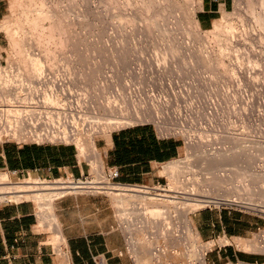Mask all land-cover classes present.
Here are the masks:
<instances>
[{
    "label": "rangeland",
    "instance_id": "1",
    "mask_svg": "<svg viewBox=\"0 0 264 264\" xmlns=\"http://www.w3.org/2000/svg\"><path fill=\"white\" fill-rule=\"evenodd\" d=\"M20 1L21 2L23 1V3L20 2L21 5L20 4L17 5L18 8L14 7L15 9H12L14 10L12 14L11 8L9 9L10 0H5L6 11H5V16L3 17L4 20L2 19L3 20L2 25L4 24L6 27V23H8L10 24L9 25L10 29L14 26L13 25L14 23H15V26L18 27L19 25L20 27L22 20H23L22 25H24L23 26L24 29L25 27L28 28L27 26H29V28L25 30H31V31H25L21 27L20 30L23 29V32L22 30L21 32L19 30V32L15 34L16 38L22 37L24 39H21V40L27 42V40H25V37L26 39H30V40L33 37H38L39 36L38 33H40L39 30L42 31V29L44 28L42 26L43 25L45 26L50 23L56 24L55 28L58 29V33L60 34L57 33L56 31L57 29H54L56 35L54 34L55 36L54 40H53L54 36L52 37L53 41L52 40L47 41L48 43L46 41L43 42V39L45 40V38L42 36L43 37L42 39V37L39 36L40 39L39 37L35 38V40L37 39L36 41L33 38L34 40L33 43H32L33 40L31 41L28 40L29 43L27 42L28 45L31 43V46H32L31 50L33 49L34 52L35 51L39 52V50L42 48L40 50V53L42 52L41 53L42 54L41 55V68L43 71L42 73L43 75L48 74L47 77L45 75L46 79H52V81L47 83L46 86L39 88L40 84H37L35 82V81L39 82V79H35V77H32L33 74L31 76L30 74L31 72L29 69L30 65L25 64L23 61L21 62V60L18 59L20 55L19 56L17 55L18 58L14 56L13 53H16V52H13V51H16V50H14L11 47L12 44H11V41L9 42L10 40L9 35L7 36V33H6L7 31L5 32V29L1 28L2 20L0 21V39H1L0 41V64L3 67V70L0 73V87L4 89V90L2 89L3 91L2 93H0V121L3 124V128L9 127V124L10 126L11 125L13 126L15 124V122L19 119V117H21L24 113V110H22L23 106H28V107H24L26 109L33 108L34 106H36L37 108H41V109L45 107L48 108L49 107L48 105L45 106L48 100L44 99L45 95L43 96L44 94L43 91L47 92V90L51 88L50 90H52L53 93L55 94L56 91H54L55 87L53 86V80L54 79L58 80L57 78L68 79L69 80L68 89L73 94H76L77 97L84 100L83 106L88 112H90L89 115H91L90 118H93L92 121L100 123V125H102L105 129L104 131L103 130L101 131L99 129L100 131H95L91 133L90 131H86L79 135V138L83 139L82 140L83 142L86 140V143L84 142L85 150L83 152L81 151L82 153L79 151V148L76 142L74 140H73L74 142L71 141L75 144L77 148L78 159L80 161L88 162L91 166L90 168L91 172L98 173V174L103 172V166H101L102 162L100 163L101 165L100 164L97 165L98 168L97 170H95L96 165L94 162V159H95L94 156L99 153V150L96 148V142L98 138L109 137V133L112 130L118 129V128H121L127 125H132L136 123H149L151 125H154L156 129L158 128V130L162 132L163 134H167V135L175 134V137H179L182 141V146L180 147L179 154L173 159L160 163L156 167L157 174H158L156 179H158V181L155 180L154 182H151L150 184H148L149 186L167 187L168 183H170L169 180H171L169 176L170 173H175L180 183H186V185H189V186L194 185L195 188L196 186L199 187L200 185V187L203 190H205V192H208L210 195L221 196V194H223L224 196H228V195L242 196V197L251 196L250 198L253 197L252 198L253 200L255 199L259 200V197L257 196V194L254 195L251 192L255 190V187H257L256 189H258L259 188L258 185H261L264 182V179H263L264 176H261L263 178H259L260 177L259 176L256 181L254 177L252 178L248 174L241 175L239 171L235 169L236 167H240V166L242 167L243 161L245 164V159L249 161L247 159L248 156H244V153L237 150L234 153L239 152L235 155L237 156L236 158L239 157V160L242 159L240 162L237 161L238 159H236L235 161L234 160L235 156H234L233 160L231 161L229 160L231 163L226 164L228 161H224L226 162L225 163L226 165L223 164V166L221 165L220 168L216 170L206 169V164L204 162L198 161V154L201 151V149H199L198 147H195V148L192 147L193 148L192 149L191 146L188 145L189 143L187 140L188 138L186 137L187 135L184 132V130H183L184 133L182 132L183 133L182 134L181 132H175L173 128H170L172 126L173 127L177 126V124L182 125L183 123L184 126L182 125L183 126L182 128L186 127L187 132L193 131V134L195 133L196 135L198 134L197 132L199 131V128L205 124L206 120H209V117H212L213 118V120L211 118L212 126L211 124L210 126L209 125L208 126L210 128L212 127L211 131L214 133L210 131L209 127L206 128L208 131H210V134L212 133L211 135L209 134V137H208V134L206 133H209V132H207V130L204 131L206 133H205V138H204L205 145L203 146V150L205 149L210 150V149H213V147H217V146H219L220 148H223V147L229 148V146L231 147L234 144H238V143L237 142L234 143L231 137H229L228 135L229 132L225 131L224 126L226 122L225 124H223L224 123L223 120L226 121L227 119L225 120V118H228L231 115V113L235 110H238V109L239 111L246 110L245 106H247L248 102L250 101L247 107H250L251 104L252 105L255 104V105L254 106L251 105L250 107L251 109L247 108V112L253 109L254 113H253V110L250 111V113L252 112L255 118L254 117L250 118L251 114L249 113H248V116L246 114L245 118L246 117L249 118V119L248 118L246 119L247 124L249 125L252 121L251 126L249 125L248 127L253 128L257 124L258 127L260 126L262 128L261 131L264 133L263 131L264 130V125H263L264 119L263 117H261V115H258L259 113L261 114V112L264 111V73H263L264 67L262 66L261 69H263L262 70L263 72L260 73L261 70L257 69L256 66H250L251 73L249 72V74L253 75L252 77L250 76L251 79L247 78L249 77L247 75H246L247 77L246 76L242 77L243 79L244 78L248 79V80L246 79V82L244 85H246L245 86L246 91L249 89V91H247L249 94L246 92V95L250 96V97L248 96L249 99L246 98L244 101H242L243 103L241 102V104L238 103L239 101H237L236 99H233L232 96L229 94V92H227L226 90L227 89L229 90L232 87L231 79H234L233 78L234 75L231 73H234L235 76L238 75V72H235L237 70V67L233 66L234 71L230 72L231 64L228 58H223L222 62L220 63L214 57L208 58V57H205L201 53L195 54L196 52H194L187 46V41L189 43L191 42L194 44L201 43V41L203 42V39H205L204 37H207L206 35L204 36V34L208 33L206 32V30L200 29L194 19V8H195L196 0H144V1H147L148 7H146L147 4L143 6L141 0L139 2L138 0H136L137 2L135 3H133L134 1L132 0V3H133L132 6L133 7L135 6L134 8L132 7L134 10L131 8L130 9L127 8L128 11L126 10L125 6L124 8L123 6H120V4H122L120 2L121 0H45V2L44 0L43 1L42 0L41 1L39 0H20ZM29 2L31 4L32 3L39 4L43 2L42 4L45 6V7L43 6L45 9L53 8V10H55L57 7L56 9L57 12L58 10L61 11L62 8L64 7L63 8L64 11L62 10L61 12H58L57 13L58 15L53 18L54 20L56 18L58 19V20L57 19L55 20L56 22L55 21L53 22L52 18L51 19L46 18L47 20L46 21L44 20L45 23L40 22L39 24H41V26L38 24L40 28L39 27L36 28L34 26L37 29V31H39L37 32L36 30H34L35 28L32 26V24L31 26L28 25L30 21L28 23H25L26 20L31 19L30 18L31 15L33 16L35 7L39 6L35 4L36 6H34L33 10H31L32 6ZM53 2L56 3V7ZM136 3L137 4L139 3L141 6L135 5ZM26 5H29L28 6L29 8L31 6L30 8L31 11H29ZM19 6H22V7H19ZM23 6L25 10L23 9ZM58 6L62 7V8L59 7L61 10L58 8ZM26 8L28 11L26 10ZM123 9L127 12L123 11ZM246 9H247L246 0H235L234 9L231 12L223 16L225 18L226 23L239 24L240 23L239 19H241V17L248 18L249 13L247 12ZM23 11L25 12L27 11V12L25 13ZM63 12L64 14L69 13V16H67L68 14H65L66 15L65 16ZM27 13L30 15V17L27 15ZM24 14L27 15L29 18L24 20L25 18L23 17ZM13 15L14 17L12 18ZM16 16L20 20L19 24H18V20L16 19L17 18ZM62 17H64V19L66 20H64ZM10 18L11 20H8ZM60 18L63 20L59 21ZM12 20H14V23L11 24ZM66 21L68 22V25ZM59 28H61V30ZM63 29L65 32L63 31ZM43 30H48V29H43ZM263 30L264 29L260 30L261 31L260 34H262L261 35L262 39L260 41H255L254 43V45L261 51H264V33H263L264 31ZM25 32L27 36L26 35L22 36L25 34ZM18 33L19 35H17ZM208 34L207 35L209 38L212 37L210 33ZM177 36H179V38ZM58 38L63 40V44L61 43L60 45ZM37 41L38 42L41 41L40 44L42 46ZM35 42L38 43L39 45L38 44L34 45ZM44 43L45 44L47 43L48 46L45 45ZM43 45L46 46L44 47L47 50L45 48L43 49ZM38 46L40 48L39 50H38ZM47 47L50 50H48ZM43 51L44 52L49 51L51 52V54L47 52L44 53ZM18 61H20L22 64L19 63ZM232 65H235V64L232 63ZM25 67L27 68V70H25L26 69ZM255 71L257 72L259 71L258 74H256L257 72L255 73ZM27 73L32 78L28 76ZM34 79L35 81H33ZM249 79L251 81H253L252 79H254V81L251 82ZM30 81L31 83L29 84ZM251 84L253 86H251ZM255 85H258L257 86L258 89L255 88ZM223 88L224 89L227 88V89L224 90ZM41 89H43V91ZM255 89L258 90V93ZM250 90L251 91L253 90L252 91L253 93L250 92ZM254 90L256 91L255 93L257 95H255ZM250 93L254 95L251 96ZM57 94H59L58 98L60 95H62L60 91ZM40 95H41V98L39 97ZM38 97L41 99V100L39 99L40 102L37 100ZM209 98L217 103L215 110L213 109L211 111V113L213 112V114H210V116H208L209 114L206 113V110L204 109L205 106H203L205 102L210 101V100H207ZM52 99L53 97H51L49 101H51ZM53 100L51 101L52 103H53ZM246 100H249V101L247 102ZM251 101L252 102L254 101V102L251 103ZM31 102H35V103H31ZM43 102L45 103L44 105H43ZM55 102L58 103L57 101ZM202 102H203V105H202ZM52 103H49V104L53 105ZM153 103L156 104L157 107H155L156 105H154ZM141 104L143 106H141ZM239 104L241 105L240 107H239ZM9 105H14V106H9ZM18 105H21V106H18ZM152 106L155 109V111L153 112H156V114H158L160 118L159 120L157 119V117L151 115V113H153L152 111H150L151 109H153ZM233 106H235L236 108ZM138 107L140 108L142 107L143 109L142 108L138 109ZM230 107L231 108L233 107L234 109L232 108L231 110ZM228 109H230L232 112L230 113V110ZM257 110H258V113L256 112ZM108 111L112 113L109 112L110 114L109 115ZM149 111H150V114L148 113ZM118 112L119 113L121 112L120 115L123 114V116L125 115V117H128V116L134 117V115L135 116L138 115L139 117L138 119L130 118L128 122H123L122 124L118 126H115L114 124L111 125V123L109 122L113 120V117L114 118H117L118 116L120 117ZM136 112L137 114H134ZM227 113L230 115H228ZM139 114L140 115L142 114V115L140 116ZM224 114H227L228 116L227 115L223 116ZM256 116L257 117L260 116L261 118L258 117V120H257ZM153 117H155L156 119ZM178 118H180V120H178ZM158 121H161V122L159 123ZM172 121L173 122L176 121L177 123L174 124ZM172 123L173 125H171ZM216 124L217 126H213ZM106 125L107 126L110 125V127L108 126L110 130L107 131L108 127ZM166 125L169 126V128ZM219 125L220 127H218ZM213 127H218L219 130H216V129L214 130ZM236 127L238 129V125ZM220 129L223 131H221ZM253 129H255V127ZM253 129H251V132ZM215 131H218L216 132V135H215ZM88 133H90L91 137L89 136ZM260 133L259 135L261 139L259 138V140L261 143L262 142L264 143L263 141L264 136H262L263 133L262 134ZM212 136H215V137H212ZM90 138H93L94 140L93 147L88 145ZM7 139H14L20 142H23V141L33 142V139L28 137L24 133L16 134L15 137L7 136L3 140H7ZM43 143H47V142H43ZM249 143L253 145L252 144L253 142H249ZM257 143L259 146V142ZM263 143L262 145H264ZM86 144H87V148H86ZM91 148L93 149V151ZM255 149L256 148H254L253 151ZM92 152H94L93 153L94 156L93 154H91ZM190 152L194 153V155L191 157L189 155ZM257 153H258V157L261 156L264 158V154H262L260 151H258ZM186 154H188L190 158ZM185 157H186V160H184ZM173 160H176V164H174V167L171 168L168 162L173 161ZM91 162L94 163L93 166ZM236 163L239 165H237ZM234 165H237V166H234ZM214 171H216L217 173ZM8 176L11 181H23L24 182L26 181V179L27 180L29 179L32 180L34 178L38 179V176H33V175L13 177L8 173ZM183 176H188V180H185L184 182H182L181 178H183ZM27 177H29V179ZM261 179L263 180L262 182H261ZM252 180L253 182H250ZM260 182L261 184H259ZM247 183H251V184H247ZM254 185L256 186L254 187ZM252 186L254 188H252ZM251 189L253 191H251ZM105 193H107V195L109 196L112 202V208H113V212L115 216L114 218L126 236L127 255L130 257V259H132L135 262V264H142V262L139 263L140 260L138 258V255L132 252V250H130V248L128 247V244H129L128 240H130V238L132 237H134V239H140V241L143 243V244L141 243L142 246L145 245L143 248L148 250V254H147V251L145 254L146 256L150 257V261L146 264H159V263L160 264H189V263L199 264L198 259L196 260L192 258L190 260V258L187 257V255H189L188 253H190L191 251L195 252L194 251L195 247L198 248L197 246L198 244L201 246V248L200 246L199 248L203 250L204 253H206L207 251L209 252V249L211 247L214 248V246H210V244L213 245V242H210L211 238L203 239L202 237H200L193 223V213L202 208H209V207H212L213 209H215V207L222 208L223 206L222 204L204 202L203 205H201L199 208L194 209L191 212H189V216L191 218V221L195 229L194 234L198 235L199 237L198 240L195 239V237H192V239H190L192 240V242L195 240L193 242L194 243L193 245L196 244L194 247L191 246L192 247L191 248L188 245L189 244L192 245V242L189 240V238L186 237L185 235L186 233L184 234L183 232V234L186 237V241L184 240L185 237L182 238L183 236L182 230L184 229V224H182L183 222L182 217L178 216L179 214L181 215L182 213L180 210L178 211L179 212L178 213L176 208H171L170 212L173 213L172 218L171 217L170 219L169 217L167 218V220L170 221L169 225H171L172 230L174 229V232L181 229L180 230L181 232L180 231L179 233L176 232V234H173V237L168 236V235L166 236L167 233H164L165 234L164 235L163 232L165 231L163 228H162L163 231L159 229L161 228V226L158 223L157 224L159 225V227H157L158 225L156 223H155L156 225L153 223L154 227H152L153 224H149L148 225L149 228H146V229L144 228L143 230L144 232L142 231V233L140 230L139 231L136 230V232L135 230H133L132 232V231H129L128 228L124 225V222H122L119 219L118 207L116 206L111 194L109 192H105ZM59 197L60 195L55 196L54 201L56 198H59ZM25 200L32 201L36 207V203L33 199L25 198ZM4 201H15V200L11 198L0 200V202H4ZM242 209L245 211L258 214L261 219V224H260V230H254L253 232L249 233L246 236H236V237L230 238L229 235H226L227 237H229L230 239L229 241H233V245L237 249L239 248L236 246L235 240L238 237L248 238V240L252 238L255 240H250V241H257V238L260 239V237L263 235V238L261 237L262 239L260 240H262V242L264 241V212L258 210L257 208L255 209L252 206L249 208H242ZM36 211H37V207H36ZM39 229L47 232L48 241L54 247V252L57 257L56 259L58 261L57 264H69L68 260L65 258L66 254L63 249V240H62V243L58 245V242H56L53 238L54 232L52 228L50 227L41 228L40 227ZM167 238L169 240L171 239V241L173 239L174 240L171 242V241H168ZM187 240H188V243H187ZM206 240H210L209 241L210 244L206 242ZM184 242L185 244H188L185 247H184ZM174 243H176L177 245L176 244L173 245ZM155 248H159L157 250V254L159 256L158 261L153 259L151 255L152 252L156 250ZM150 250L151 251L153 250V251L150 252ZM185 252L187 254H185ZM256 253H261L262 255L260 257L262 258L257 262L255 261V262H248V263L264 264V250L256 252ZM206 255L204 254V261L201 262V264H205ZM241 262L242 261L237 262V263H228V264H240Z\"/></svg>",
    "mask_w": 264,
    "mask_h": 264
},
{
    "label": "bare ground",
    "instance_id": "2",
    "mask_svg": "<svg viewBox=\"0 0 264 264\" xmlns=\"http://www.w3.org/2000/svg\"><path fill=\"white\" fill-rule=\"evenodd\" d=\"M39 1H41V0H39ZM133 1H134L133 3L137 2L136 0H133ZM139 1L140 0H138V2ZM20 2H21L20 0H10L9 9L10 8H11V10L15 9L14 7H17V5L20 4ZM44 2H45V0H44ZM120 2L123 4V5L120 4V6H123V8L125 6L127 11H128L127 8L133 9L135 7V6L134 7L132 6V4H133L132 0H121ZM141 2L143 4V6L147 4L146 7H148L147 1L141 0ZM21 3H23V1ZM33 3H34V1H33ZM33 3L32 4L30 3L31 6H32V8L30 6L31 10H33L34 6H36V5H39V6L35 7L34 12H33V16L31 15V17H30V15L28 14L30 12L27 13V15L31 19L30 20L29 19L26 20L29 17L27 15H25V14H24L23 17H25L24 18V20H26L25 23H28L30 21L28 25L31 26V24H32V26L33 27L35 26L36 28L37 27L40 28L41 24H39V23L40 22L41 23L42 22L45 23V21L47 20L46 18H50V19L52 18V21L54 22L57 18L55 20L53 18L56 17L58 15L57 13L61 12L63 10V8H64V7L62 8L61 6H58V8L60 7V8H62V10L59 8L61 11L58 10V12H57L56 11L57 7H56V3L55 2H53L55 7H56V9L54 8L55 10H53V8L52 9H47V8L45 9L44 8L45 6L42 4L43 2H41L39 4H36L37 3L36 2L35 3L36 5L33 4ZM244 3H245V1H244ZM29 5H26V6L29 9V11H31L30 8L28 7ZM49 5H50V3H49ZM135 5H140V4L136 3ZM24 6H23V9H24ZM19 7H22V6H19ZM27 8H26V10H27ZM246 8H247L246 9L247 12L249 13L248 14L249 17L248 18L241 17V19H239L240 20L239 24H232V23L228 24V23H226L225 18L222 17V18L216 20L213 23V27L212 28L207 29L208 31L206 30V32L210 33V35H212V37L209 38L208 37L209 34L206 33V34H204V36L205 35L207 36V37H204L206 40L203 39V42L201 41V43L194 44V43H191V42L189 43L187 41L188 48H190L191 50L196 52L195 54H200L201 53L205 57H208V58H213L214 57L220 63L222 62L223 58H228L229 62L231 64L230 65L231 66V68H230L231 71L230 72L234 71L233 70V66L237 67V70L235 72H238V75L235 76L234 73H231V74L234 75V77H233L234 79H231L232 87L229 90L227 88H225V89H227L226 91L229 92V94L232 96V98L236 99L237 101H239L238 103H240V104L246 98L249 99V97H250L249 95H246V92L249 91V89L247 88L248 90L246 91V89H245L246 85H244L245 82H246V79L250 78V76L251 77L253 76L252 74H249V72L251 73V71H250L251 67L250 66H256L257 69L261 70L260 73L263 72L262 71L263 69H261L262 66L264 67V51H261L260 49H258L254 45L255 41H260L262 39V37H261L262 34H260L261 33L260 30L264 29V0H246ZM123 11H125V10L123 9ZM127 11H125V12H127ZM13 12H14V10L11 11L12 14H13ZM23 12H25V11H23ZM130 12H131V10H130ZM63 14H64V12H63ZM65 14H68L67 16H69V13H65ZM14 15L12 16V18L14 17ZM62 18L64 19V17H62ZM16 19L18 20V24H19L20 20L18 19V17ZM63 19L60 18L59 21L60 20L62 21ZM3 20L1 22V28H4L5 32L7 31L6 32L7 36L9 35V38H10L9 42L11 41V44H12L11 47L14 50H16V51H13V52H16V53H13L14 56H16V58H18L17 55L18 56L20 55L18 59L21 60V62L23 61L25 64H29L30 65V68L29 67L28 68L30 69L31 76L33 74L32 77H35V79H44V78L46 79L48 74H45L46 75V77H45V75H43V73H42L43 71H42V68H41V55H42L41 53L42 52L40 53V50L42 48L40 49L39 46H38V50L40 49L39 52L38 51L34 52L33 49L31 50V47H32L31 43L29 45H28V43H29V41L33 40V38L35 40V38H38L39 36H41V37L43 36L45 38V40H44L43 37H42L43 42L44 41H46V42L47 41H51L52 37L55 34L54 29H57V28H55L56 24L49 22L50 24H47L45 26L43 25L42 26V27H44L43 29H48V30H43L42 29V31H41V30L38 29L40 31V33H38L39 36L37 35L38 37H33L31 40L30 39H26V37H25V40H27V42H28L27 43L26 41L21 40V39H24V38H22V37L21 38H16L15 37V34L17 32H19L21 27L23 28V26H24V25H22V21L23 20L21 21L20 27H19V25L17 27V26H15V23H14L15 18H14V20L11 21V24L14 23L13 24L14 26L11 29H10V26H9L10 24H8L6 22H4V23H6V27H5L4 24L2 25ZM8 20H11V18L8 19ZM8 20H6V21H8ZM64 20H66V19H64ZM67 21H68V19H67ZM67 25H68V22H67ZM27 27L29 28V26H27ZM58 27H60V26H58ZM62 27H64V26H62ZM28 28L25 27V29H28ZM34 28H32V29H34ZM36 28L34 30L37 31ZM65 28H66V26H65ZM23 29H21L22 32H23ZM30 29H31V27H30ZM59 29L61 30V28H59ZM64 29H63V31H64ZM67 29H68V27H67ZM21 30H20V32H21ZM34 30H33V32H34ZM25 31H31V30H25ZM39 31H37V32H39ZM56 31L58 33V29ZM58 34H60V33H58ZM17 35H19V33ZM25 35H26V32L22 36H25ZM31 35H32V33H31ZM177 37L179 38V36H177ZM54 38H55V36L53 37V40H54ZM183 38H185V37H183ZM39 39H40V37H39ZM42 39H41V41H42ZM34 40L32 41V43L34 42ZM41 41L40 42L37 41V42L40 44ZM58 41L60 42V45H61V43L63 44V40L62 39L58 38ZM43 42H42V44H43ZM38 43L35 42L34 45L35 44L37 45ZM47 43L46 44L44 43V44L47 45ZM45 45H43V49L46 47ZM61 48H63V47H61ZM48 50H50V49L48 48ZM46 52H44V53H46ZM47 53L51 54V52H49V51ZM18 62L21 63L20 61H18ZM232 63H234L235 65H232ZM2 70H3V67L0 64V73L2 72ZM25 70H27V68ZM26 72H28V71H26ZM256 72L257 71H255V73ZM258 72L256 74H258ZM49 74H50V72H49ZM246 75L249 76V77H247ZM28 76H30V75L28 74ZM244 76H246L247 78L243 79L242 77H244ZM239 77H240V79H239ZM254 77H256V76H254ZM57 79H59V78H57ZM252 80L254 81V79H252ZM253 81H251V82H253ZM255 81H256V79H255ZM257 81H258V79H257ZM30 83H31V81L29 82V84ZM252 84H254V83H252ZM252 84H251V86H253ZM255 84H257V83H255ZM54 86H56L55 89L54 88H52V89H54V91H56L55 94L59 93V91L61 92L62 87H57L56 83L54 84ZM257 86L258 85H255V88H257ZM2 89L3 88L0 89V93H2V91L4 90V89L3 90ZM43 89H41V90L43 91ZM45 89H46V87H45ZM50 89H48V90L51 91ZM257 89H255V90L258 93ZM48 90H47V92L43 91V93H44L43 96L45 95L44 96L45 98L44 97H42V98L48 100L49 103H52L51 101L53 99L51 101H49V99H51V97H52V95H54V93H53V91L49 93ZM255 90H254V93L256 92ZM252 91L250 90V92H252ZM40 94H42V93H40ZM252 95H254V94H251V96ZM255 95H257V94L255 93ZM55 98H57V96ZM254 98H255V96H254ZM252 99H253V97H252ZM54 100L57 101V102L60 101V99H58V100L54 99ZM54 100H53V103H52L53 105H54V102H55ZM144 100H146V99H144ZM207 100H210V101H207ZM207 100H205L207 102H205L204 105H203V102H202V105L205 106V108L204 107L203 108L206 110V113L209 114L208 116H210V114H213V112L211 113V111L213 109L215 110V108L217 106V103L214 102L210 98L207 99ZM246 101L248 102L249 100H246ZM253 102L251 101V103H253ZM47 103L45 104V106L47 105ZM249 103H250V101L248 102V105H249ZM240 104H239V107L241 106ZM154 105H156V104H154ZM251 105H250V107H251ZM254 105H252V106H254ZM9 106H14V105H9ZM18 106H21V105H18ZM141 106H143V105L141 104ZM153 106H152V108H153ZM235 106H233V107H235ZM247 106H245L246 110L243 111V110L240 109L241 111H239V109H238V110L233 111L234 113L231 111L233 107L232 108L230 107L231 110L230 109H228V110H230V113L232 112L233 114L231 113V115H230V114L227 113L230 116L228 118H225V120L227 119L226 121L223 120V122H224L223 124H225V122H226V124H225V126L222 124L225 127V128L224 127H222V128H224L225 131L229 132L228 135H229V137H231V139L233 140L234 143L235 142L238 143V144H234L231 147L229 146V148L228 147L220 148L219 146H217V147H213V149H210V150H206V149L203 150V146L205 145L204 138H205V133H206L204 131L207 130L206 128H208L210 126V124L212 126V123H211V121L213 120L212 117H209V120H206L205 124L200 127L201 129L199 128V131L197 132L198 134H196V135H195V133L193 134V131L190 132L188 130L190 133L187 132L186 131V127L182 128L184 126L183 123H182L183 126L180 125V124H177V126H175V127L172 126L170 128H173V129L177 128L181 132H182V130H184V132L186 133L187 136L185 134L184 135L188 138L187 139L188 142H189V143L187 142L188 145H190L191 148L192 147H194V148L198 147L199 149H201V151L198 154V161L204 162L206 164V169H209V170L210 169H213V170L215 169L216 170V169L220 168L221 165L223 166V164L226 165L228 163H231L230 161L233 160L234 156H235L234 160L236 161V159H238L237 161L240 162L242 159L239 160V157L236 158L237 156L235 155V154H237L239 152H236V153H234V152L237 151V150L241 151L242 153H244V156H248L247 159L249 161H247L245 159V164H244V161H243L242 167L241 166L240 167H236V168L234 167V166L239 165V164H237L238 162L236 163L237 165H234L233 167L235 169H237L241 175L248 174L252 178L254 177V179H256V181H257L259 176H260L259 178H263L261 176H264V158L261 157V156L258 157V153H257L258 151H260L262 154H264V145H262L263 142L261 143L260 140H259V138H260L259 133L262 132L261 131L262 128L260 126L258 127L256 123H255L256 126H254L255 129H253L254 128L253 126H252L253 128H251V127L249 128L248 127L249 125L251 126L252 121L250 120L251 123L249 125L247 124V120L246 119L248 117L245 118L246 114H247V116H248V113L251 114L250 118L251 117L255 118V116H253L252 112L250 113V111H252L253 109L249 110L247 112V108H250V107H247ZM155 107H157V105ZM141 108L138 107V109H141ZM150 111L153 112V111H155V109L153 108ZM150 111L148 112L149 114H150ZM156 111H157V109H156ZM109 112L110 111H108V114H109ZM113 112H115V111H113ZM137 112L134 113V114H137ZM256 112L258 113V110ZM110 113H112V112H110ZM120 113L118 112L119 115H120ZM154 113H155V115H154ZM253 113H254V110H253ZM203 114H205V113H203ZM227 114H224L223 116H225ZM146 115H147V113H146ZM151 115L157 117L158 120L160 119L158 114H156V112L151 113ZM177 115H176V117H177ZM258 115H261V117H263V119H264V111H262L261 114L259 113ZM127 116H128V114H127ZM206 116H207V114H206ZM138 117H139L138 115H136V116L134 115V117L133 116L132 117H129V116L125 117V115L123 116V114H121L120 117L119 116L117 118L113 117V120L111 119L112 121L109 122V123H111V125L114 124L115 126H118V125L122 124L123 122H128L130 120V118L138 119ZM155 117H153V118H155ZM258 117H260V116H258ZM258 117H257V120H258ZM211 118H212V120H211ZM222 118H224V117H222ZM174 119H173V121H174ZM171 120H169V121H171ZM178 120H180V118H178ZM178 120H177V122H178ZM161 121H158V122L160 123ZM203 121H205V120H203ZM26 122H25V118L24 119H19V120H17L15 122L16 124L13 123L14 124L13 126L12 125L10 126V124H9V127L2 128L0 130V141H2L7 136H14L15 137L16 134L25 133L24 129L26 128V126L28 124V121H26ZM177 122L175 121L173 123L175 124ZM214 122H215V120H214ZM173 123L171 125H173ZM166 124H168V123H166ZM237 125H238V129L236 127ZM108 126L110 127V125H108ZM213 126H217V124L213 125ZM109 127H108L107 131L110 130ZM167 127L169 128V126H167ZM218 127H220V125ZM218 127H213V128H214V130L215 129L219 130ZM164 128H166V127H164ZM247 128H249V129H247ZM99 129L101 131L105 130L103 126L102 127L98 126V128H94L93 131H95V130L97 131ZM211 129H212V127L210 128V131H211ZM251 129H253L252 132H251ZM196 131H197V129H196ZM210 131L207 130V132H209V133H206V134H208V137H209ZM221 131H223V130H221ZM34 132H35V130H34ZM216 132H218V131H215V135H216ZM90 133H88L89 136H90ZM212 133H214V132H212ZM262 133H260V134H262ZM263 134H262V136H264ZM37 136L39 137V134ZM212 137H215V136H212ZM82 140L83 139L79 138V135L77 133V135L75 136V142H76L80 152L81 151L83 152L85 150L86 140L84 139L85 143ZM249 142H253L252 143L253 145H251ZM257 142H259V146H258ZM88 143H89L88 145L93 147L94 146L93 138H90ZM240 146H241V148H240ZM86 148H87V144H86ZM254 148H256V149L253 151ZM92 151H93V149H92ZM93 153L94 152H92L91 154H93ZM186 155H188V154H186ZM189 155L191 157V156L194 155V153L190 152ZM189 155H188V157H189ZM93 156H94V154H93ZM94 157H95L94 162H95V165H96V167H95V165H94V167L96 168L95 170H97V168H98L97 165L100 164L101 161L99 159V155L98 154L95 155ZM240 158H242V157H240ZM92 160H93V158H92ZM184 160H186V157H185ZM243 160H244V158H243ZM224 161H228V162L226 163ZM232 162H234V161H232ZM93 164L94 163H92V166H93ZM168 164H169V166L171 168H173L174 164H176V160L170 161V162H168ZM230 165H232V164H230ZM214 172H216V171H214ZM169 176H170L171 180H169L170 183H168L167 187L154 186V187H151V188H140V187L129 188V187H120V186H107V188H108L107 191L111 194L116 206L118 207V217H119V219L122 222H124V225L128 228L129 231L133 232V230H135V232H136V230L137 231L140 230L141 233H142L144 228L145 229L149 228L148 227L149 224H153V223L157 224L158 223L161 226V228H159V229H161L162 231L164 229V231H165V232H163V234L167 233L166 236L168 235V236H172L173 237V234H176V232L179 233V231L181 229L178 230V231H176V229H175L176 232H174V229L173 230L171 229V225H169L170 221H168L167 218L168 217H169V219H170V217L172 218L173 213H171L170 210H171V208H176L177 212L179 210L182 212V213L180 212L181 215L180 214L178 215V216L182 217V219H183L182 224H184V229L182 228L183 229L182 230V234H183V232H184V234L186 233L185 235H186L187 238H189V240L192 239V237H195V239L198 240V238H199L198 235L194 234L195 233V229H194V225H193V223L191 221V218L189 216V212H191L194 209L199 208L201 205H203L204 202H219V201L220 202H243V203L252 204L251 206H253V208H255V209L257 208V209H259L261 211H264V182L261 184V182L263 181L262 179H261V182L259 183L261 185H258V187H259L258 189H256L257 188V187H255L256 185H254V187H255L254 191L251 189V191H253L251 193H253L254 195L257 194V196L259 197V200H257V199L253 200L252 199L253 197L250 198L251 196H248L249 197L248 198V197L234 196V195L224 196L223 194H221V196L210 195L208 192H205V190H203L200 187V185H199V187L196 186V188H195L194 185L189 186V185H186V183H180L179 180H178V177H177V175L175 173H170ZM244 176H246V175H244ZM181 180H182V182H184L185 180H188V176H183V178H181ZM250 182H253V180L250 181ZM247 184H251V183H247ZM253 184H255V183H253ZM254 187L252 186V188H254ZM65 192H67V191L64 189V186H62V184H60L58 181H54V182L38 181L35 178L32 179V180L31 179H29V180L26 179V181H24V182L23 181H11L9 176H8V174L6 172H0V200H5V199H9V198L14 199L15 201L25 200V198L33 199L35 201L36 207H37V211H36L37 212V214H36L37 215V220H38L37 227L38 228H40V227L41 228H44V227L52 228V230L54 232V237L53 238H54V240L56 242H58V245H60L62 243L63 237H62V235L60 233V227H59V223L57 221L56 215H55L54 204L53 203H54L55 196L60 195V194L65 193ZM253 194H251V195H253ZM258 206H260V207H258ZM175 213H176V211H175ZM175 217H177V216H175ZM154 224H153L152 227H154ZM159 225L157 227H159ZM165 225H166V227H165ZM184 234H183L182 238L185 237ZM194 235H196V236H194ZM186 237L184 238L185 241H186ZM261 237L263 238V235ZM261 237H260V239H262ZM180 238H181V236H180ZM180 238H178V239H180ZM174 239H175V237H174ZM176 239H177V237H176ZM260 239L257 238V241H250V240H255V239L250 238L248 240V238L238 237L235 240V244L241 250L248 251V252H259V251L264 250V243H263L264 241L262 242V240H260ZM168 241H171V239L170 240L168 239ZM177 241H179V240H177ZM190 241L192 242V240H190ZM128 242H129L128 247L130 248V250H132V252H134V253H136L138 255V258L140 260L139 263L142 262V264H146V263H148L150 261V257L146 256V254H145L146 251H147V254H148V250L143 248L145 245L142 246L143 243L140 241V239H134V237H132V238H130V240H128ZM144 242H146V241H144ZM193 242H192V245L185 244V242H184V247L187 246V245L190 246V247L191 246L194 247L196 244L193 245L194 244ZM210 242H212V241H210ZM226 242H229V241L226 239L225 243ZM176 243H174L173 245H175ZM187 243H188V240H187ZM197 246H198V248L195 247V250L193 248V250L195 252H193V251L190 252L189 251L190 249L188 250L190 253H188L189 255H187V257L190 258V260L192 258L196 259V260L198 259L199 262L198 261L197 262L199 264H201V262L204 261V251L200 249L201 246L199 244ZM199 246H200V248H199ZM155 249H157V248H155ZM152 251L150 250V252H152ZM185 254H187V253L185 252ZM151 255H152L153 259H155L157 261L159 260V256L157 254V250L153 251ZM136 258H137V256H136ZM160 262H161V260H160ZM240 264H253V263H248V262L242 261Z\"/></svg>",
    "mask_w": 264,
    "mask_h": 264
},
{
    "label": "crops",
    "instance_id": "3",
    "mask_svg": "<svg viewBox=\"0 0 264 264\" xmlns=\"http://www.w3.org/2000/svg\"><path fill=\"white\" fill-rule=\"evenodd\" d=\"M234 7L235 0H196L194 19L200 29L207 30ZM5 11V0H0V21ZM181 146L179 137H160L149 123L114 129L109 137H100L96 142L104 168L116 167L119 181L142 184L158 181L156 167L176 157ZM89 169L88 162L78 159L73 144L0 141V172L13 177L80 176ZM54 207L69 264H135L127 255V239L114 218L108 195L69 193L56 198ZM36 214L30 200L0 202V264L58 263L47 232L37 227ZM193 223L200 237L209 239L222 234L246 236L260 229L261 219L256 213L223 205L197 210ZM206 254V264L257 262L262 258L261 253L234 245L214 248Z\"/></svg>",
    "mask_w": 264,
    "mask_h": 264
},
{
    "label": "built area",
    "instance_id": "4",
    "mask_svg": "<svg viewBox=\"0 0 264 264\" xmlns=\"http://www.w3.org/2000/svg\"><path fill=\"white\" fill-rule=\"evenodd\" d=\"M33 81H35V79ZM51 81L52 79H39V82L37 81L35 82L37 84L42 85V86L39 85V88H42ZM55 83L57 87H62L60 92L62 95H60L59 98H58L59 94L52 95L53 99L56 100L60 99V101H58L57 104L54 103V105H50L49 103H47L49 107L48 108L45 107L42 109L37 108L36 106L30 109H26L24 107H28V106H23L22 110H24V113L21 117H19V119L25 118V122L28 121V124L24 129L25 132L24 134L32 138L33 142L35 143L47 142L53 144H61V143L72 144L75 141V136L77 135V133L78 135H80L81 133L86 131L95 132L96 130L93 131L94 128H98V126H102L100 125V123L92 121L93 118H90L91 116L89 115L90 112H88L83 106L84 100L77 97L76 94H73L68 89V85H69L68 79H58V80L54 79L53 86ZM48 92L50 93L52 92V90ZM56 96L57 98H55ZM38 99L39 98H37V100ZM31 103H35V102H31ZM43 104L45 103L43 102ZM2 128H3V124L0 121V130ZM34 130L36 133L34 132ZM174 131L181 132L177 128L176 129L174 128ZM38 134L39 137L37 136ZM157 134L160 137L175 136V134H169V135L163 134L158 130V128H157ZM118 178H119V170L114 166H108L105 168L103 167V172L99 174L91 172L89 169L87 173L81 174L80 176L64 175L59 177H47V178L38 177V179L37 178L36 179L38 181H46V182L58 181L60 184H62V186H64V189L67 191L65 193L60 194V197L69 193H88V194L101 193L107 195V193H105L108 192L107 186H120V187H129V188H134V187L151 188V186H149L148 184L122 182L119 181ZM211 203L230 205L237 208L239 207L240 209L249 208L252 205L243 202L219 201V202H211ZM229 237L231 238V236ZM229 237H227L225 234H222L220 236L211 238L213 245L209 243L210 240H206V242H208L210 246H214V248L227 247L233 245V241H229L230 240ZM226 239L229 242L225 243ZM214 248L211 247L209 251L213 250ZM156 250H158V248ZM206 253L204 254L206 255ZM237 262L240 261H236L234 263Z\"/></svg>",
    "mask_w": 264,
    "mask_h": 264
}]
</instances>
